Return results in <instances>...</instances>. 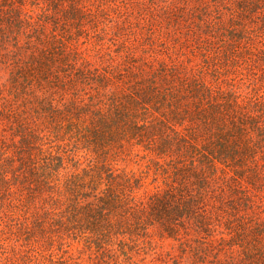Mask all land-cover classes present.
<instances>
[{
    "label": "trees",
    "instance_id": "trees-1",
    "mask_svg": "<svg viewBox=\"0 0 264 264\" xmlns=\"http://www.w3.org/2000/svg\"><path fill=\"white\" fill-rule=\"evenodd\" d=\"M0 264H264V0H0Z\"/></svg>",
    "mask_w": 264,
    "mask_h": 264
}]
</instances>
